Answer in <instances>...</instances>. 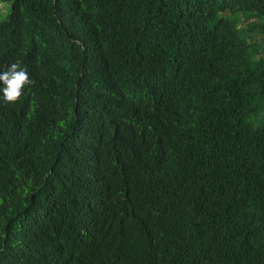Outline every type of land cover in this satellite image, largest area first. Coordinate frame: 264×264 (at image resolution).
Here are the masks:
<instances>
[{
    "label": "trees",
    "instance_id": "16d2710c",
    "mask_svg": "<svg viewBox=\"0 0 264 264\" xmlns=\"http://www.w3.org/2000/svg\"><path fill=\"white\" fill-rule=\"evenodd\" d=\"M5 1L0 264H264V0Z\"/></svg>",
    "mask_w": 264,
    "mask_h": 264
},
{
    "label": "clouds",
    "instance_id": "9594fccd",
    "mask_svg": "<svg viewBox=\"0 0 264 264\" xmlns=\"http://www.w3.org/2000/svg\"><path fill=\"white\" fill-rule=\"evenodd\" d=\"M32 83L25 68L18 63H11L7 70L0 72V100L6 104L15 103L25 87Z\"/></svg>",
    "mask_w": 264,
    "mask_h": 264
},
{
    "label": "rangeland",
    "instance_id": "374dc122",
    "mask_svg": "<svg viewBox=\"0 0 264 264\" xmlns=\"http://www.w3.org/2000/svg\"><path fill=\"white\" fill-rule=\"evenodd\" d=\"M5 6H7V11L9 10V2H7V1H5L4 3L3 2H1V4H0V14H2V13H4L5 12ZM6 11V12H7ZM238 17H239V21H238V26L240 27V28H242V29H246V23H247V20H244L239 14H238ZM3 19V18H2ZM2 19H0V20H2ZM249 34H251V35H254V37H255V39L257 40V41H260V36L259 35H257V34H255V33H251V32H249ZM261 55L264 57V52H262L261 53Z\"/></svg>",
    "mask_w": 264,
    "mask_h": 264
}]
</instances>
